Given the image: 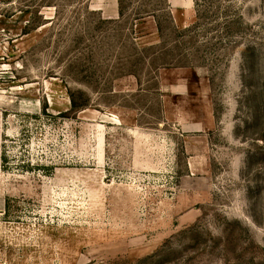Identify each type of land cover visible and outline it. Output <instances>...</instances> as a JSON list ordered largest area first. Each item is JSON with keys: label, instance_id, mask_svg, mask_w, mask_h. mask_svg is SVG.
Listing matches in <instances>:
<instances>
[{"label": "rangeland", "instance_id": "rangeland-1", "mask_svg": "<svg viewBox=\"0 0 264 264\" xmlns=\"http://www.w3.org/2000/svg\"><path fill=\"white\" fill-rule=\"evenodd\" d=\"M0 264H264V0H0Z\"/></svg>", "mask_w": 264, "mask_h": 264}, {"label": "trees", "instance_id": "trees-1", "mask_svg": "<svg viewBox=\"0 0 264 264\" xmlns=\"http://www.w3.org/2000/svg\"><path fill=\"white\" fill-rule=\"evenodd\" d=\"M6 208H7L6 212H8V209L10 208V199L6 200Z\"/></svg>", "mask_w": 264, "mask_h": 264}]
</instances>
